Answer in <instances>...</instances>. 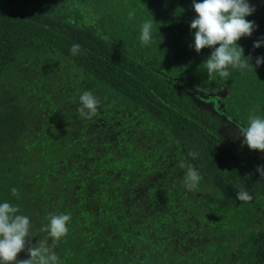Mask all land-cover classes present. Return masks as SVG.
Instances as JSON below:
<instances>
[{"label":"trees","instance_id":"16d2710c","mask_svg":"<svg viewBox=\"0 0 264 264\" xmlns=\"http://www.w3.org/2000/svg\"><path fill=\"white\" fill-rule=\"evenodd\" d=\"M249 138L264 141V0H0L1 252L264 264Z\"/></svg>","mask_w":264,"mask_h":264},{"label":"rangeland","instance_id":"374dc122","mask_svg":"<svg viewBox=\"0 0 264 264\" xmlns=\"http://www.w3.org/2000/svg\"><path fill=\"white\" fill-rule=\"evenodd\" d=\"M199 106H201L202 108L210 111V113H216L217 110L213 111L211 110L210 108L212 107V103L207 101V100H204L202 99L200 102H199ZM225 121L226 119L223 118ZM219 133H222L226 139H228L229 141L231 139L229 138H242L241 135H239L236 130H235V127L231 124V123H227V124H224L223 127L220 129V132ZM250 140V138H249ZM259 140V139H258ZM262 142H264L263 140H261ZM260 140L259 141H252L250 140V145L256 149H259L260 151H263L264 149V143H262ZM263 253H264V250H263ZM11 261H13L14 259L10 258ZM261 260L263 261L264 260V257H263V254L261 255Z\"/></svg>","mask_w":264,"mask_h":264},{"label":"flooded vegetation","instance_id":"af4514ba","mask_svg":"<svg viewBox=\"0 0 264 264\" xmlns=\"http://www.w3.org/2000/svg\"><path fill=\"white\" fill-rule=\"evenodd\" d=\"M221 120L225 123H228L227 121H225L223 119V117H220ZM220 131H218L219 133ZM219 135H221V137H224L226 139V137L222 134V133H219ZM231 139L230 142H237V140L239 139L238 137L237 138H229ZM250 139H253V138H250ZM227 141H229L228 139H226ZM259 141V140H257ZM252 149H255L254 147L250 146ZM259 150V149H258ZM260 151V150H259ZM251 152V151H250ZM262 152V156L264 157V149L263 151H260ZM9 251L8 255L7 253H4V252H1L0 251V258L3 260H6L5 264H30V262L28 261V257L26 256V254H24L21 250H16V249H6ZM262 254H263V257H264V253L262 251ZM261 254V255H262ZM10 258L14 259L13 261L10 260ZM2 264V263H0Z\"/></svg>","mask_w":264,"mask_h":264}]
</instances>
